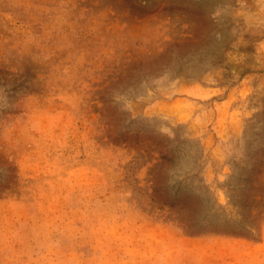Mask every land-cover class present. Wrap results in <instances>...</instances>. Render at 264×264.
<instances>
[{
    "label": "rangeland",
    "instance_id": "1",
    "mask_svg": "<svg viewBox=\"0 0 264 264\" xmlns=\"http://www.w3.org/2000/svg\"><path fill=\"white\" fill-rule=\"evenodd\" d=\"M233 238L264 264V0H0V264Z\"/></svg>",
    "mask_w": 264,
    "mask_h": 264
},
{
    "label": "crops",
    "instance_id": "2",
    "mask_svg": "<svg viewBox=\"0 0 264 264\" xmlns=\"http://www.w3.org/2000/svg\"><path fill=\"white\" fill-rule=\"evenodd\" d=\"M194 242L198 245L200 244L207 245L210 243L219 244L218 245L219 252L226 253L229 251V248L231 247L232 240H229L228 238H224V237L203 236L200 238H196V240L194 239ZM246 250H247V243L245 241L241 239L233 238V259L238 260V261L241 260L239 261V264H243L244 262H246V258H247ZM206 251L207 250H205V252ZM224 256H227V255L224 254Z\"/></svg>",
    "mask_w": 264,
    "mask_h": 264
}]
</instances>
